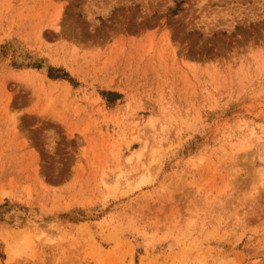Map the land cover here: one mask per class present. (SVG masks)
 <instances>
[{
  "label": "rangeland",
  "instance_id": "1",
  "mask_svg": "<svg viewBox=\"0 0 264 264\" xmlns=\"http://www.w3.org/2000/svg\"><path fill=\"white\" fill-rule=\"evenodd\" d=\"M0 264H264V0H0Z\"/></svg>",
  "mask_w": 264,
  "mask_h": 264
},
{
  "label": "trees",
  "instance_id": "2",
  "mask_svg": "<svg viewBox=\"0 0 264 264\" xmlns=\"http://www.w3.org/2000/svg\"><path fill=\"white\" fill-rule=\"evenodd\" d=\"M50 71L52 72V71H57L58 72V74L57 75H53V74H51L50 73ZM61 72V70H53V69H49V73H48V77L50 78V79H52V80H56V79H69V77L67 76V74H65V73H62Z\"/></svg>",
  "mask_w": 264,
  "mask_h": 264
}]
</instances>
